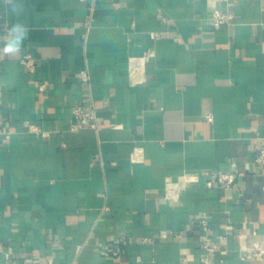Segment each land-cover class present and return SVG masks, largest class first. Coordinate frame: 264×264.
I'll return each mask as SVG.
<instances>
[{"label": "crops", "instance_id": "0c3cea01", "mask_svg": "<svg viewBox=\"0 0 264 264\" xmlns=\"http://www.w3.org/2000/svg\"><path fill=\"white\" fill-rule=\"evenodd\" d=\"M0 50V264H264V0H0Z\"/></svg>", "mask_w": 264, "mask_h": 264}, {"label": "built area", "instance_id": "2783aa9c", "mask_svg": "<svg viewBox=\"0 0 264 264\" xmlns=\"http://www.w3.org/2000/svg\"><path fill=\"white\" fill-rule=\"evenodd\" d=\"M208 8L211 10L210 17V25L214 29H220L224 26H229L232 24L234 20V15L228 11H224L219 8L218 5L214 1H209L207 3ZM157 35H153V38H156ZM3 61L2 52L0 50V64ZM20 64L29 72L35 71V60L31 55H26L21 58ZM84 81L88 80V76L84 74L82 76ZM72 116L76 121V125L71 127L72 130L77 128L92 126L95 127L96 118L93 112L92 107H75L72 111ZM206 120L211 123L213 118L211 116H207ZM3 134L0 128V135ZM6 137H9L6 135ZM255 146H256V156L254 159V163L259 167V169L264 173V136H258L255 138ZM241 175L231 172H223L219 173L215 182L218 183L225 189H235L239 185V178ZM187 183H197V176H189L185 178ZM200 224L205 232L209 230V224L207 219H201ZM148 241L150 239H147ZM124 240L121 238L115 239L108 243H100L97 245V251L102 257H119L123 252ZM203 248L205 249L207 256L209 257L211 254V246L210 243L204 241L202 243ZM208 257L204 259L205 264L208 262ZM249 260L261 261L264 260V246H254L251 249V253L248 257ZM241 260L244 258L241 257Z\"/></svg>", "mask_w": 264, "mask_h": 264}, {"label": "clouds", "instance_id": "9594fccd", "mask_svg": "<svg viewBox=\"0 0 264 264\" xmlns=\"http://www.w3.org/2000/svg\"><path fill=\"white\" fill-rule=\"evenodd\" d=\"M10 33V39L3 51L6 54H15L20 50L21 44L26 38V29L22 25L16 24L10 29Z\"/></svg>", "mask_w": 264, "mask_h": 264}]
</instances>
